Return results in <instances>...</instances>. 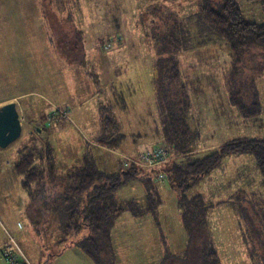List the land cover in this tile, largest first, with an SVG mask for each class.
<instances>
[{
    "label": "rangeland",
    "instance_id": "1",
    "mask_svg": "<svg viewBox=\"0 0 264 264\" xmlns=\"http://www.w3.org/2000/svg\"><path fill=\"white\" fill-rule=\"evenodd\" d=\"M237 1L246 19L264 22L263 0ZM65 3L44 0L42 10L41 0H0V106L17 102L23 127L19 139L0 147V264H7L2 251L13 241L33 253L35 264H209L211 247L219 252L221 264H264V175L247 154L225 157L221 167L187 191L190 196L201 194L209 205L205 224L198 218H188L187 223L178 206L180 191L166 182L159 188L154 212L135 214L128 209L116 218L110 243L99 241L98 261L69 242L78 236L58 240L67 223L62 212L66 182L58 180L64 176L52 180L47 173L42 186L30 192L15 171L18 155L49 141L56 150L59 175L86 161L111 171L136 160L148 172L151 167L141 154L119 164L113 152L88 140L102 133L100 108L110 106L106 97L116 90V112L126 108L134 118L125 130L119 127L122 142H138L133 153L158 144L170 146L156 92L161 72L157 44L169 30L179 32L177 56L194 135L187 145L192 150L175 152L165 171L233 140L264 138V49L253 46L234 54L229 40L208 21L202 9L206 1ZM118 35L123 39L107 49L106 43ZM237 60L242 65L235 69ZM116 75L114 88L106 86ZM253 82L262 111L244 118L230 102L231 90H240L249 103ZM81 114L96 119L101 129L89 130ZM132 149L124 150L130 154ZM147 186L139 179L120 190L116 199L135 200L148 208Z\"/></svg>",
    "mask_w": 264,
    "mask_h": 264
},
{
    "label": "trees",
    "instance_id": "2",
    "mask_svg": "<svg viewBox=\"0 0 264 264\" xmlns=\"http://www.w3.org/2000/svg\"><path fill=\"white\" fill-rule=\"evenodd\" d=\"M43 1L41 0L42 10ZM52 1L55 3V0ZM70 1L72 0H66L67 7H70ZM203 1H206V4L202 6V9L208 21L217 32L229 40L234 54L242 52L241 50L247 52L253 46H260L264 49V22L258 23L246 19L237 0ZM178 34L176 28L169 30L164 33L163 39H159L157 44L161 72H159L160 78L156 79V92L159 105L165 112L166 135L170 143L168 148L171 156L175 152L188 154L191 150L187 148V145L194 135L188 119L190 101L187 87L181 80L180 62L177 56L180 51ZM117 39L121 41L123 37L118 35L113 38V42ZM236 63L235 69L242 65L239 60ZM250 90L249 103L248 100H243L240 90L234 88L231 90L230 102L239 109L244 118H251L262 111L259 92L254 82ZM115 94H117L116 91ZM114 106L110 104L109 107L100 108L104 127L97 140L104 146L118 149L121 147L120 143L124 138V133L118 132L119 127L121 129V123L114 111ZM245 154L255 158L257 167L264 175V138L233 140L205 155L192 156L182 163L176 162L171 171H166L167 185L180 191L178 206L187 223L188 218H198L201 223L205 224L209 209V205L201 194L190 196L187 191L197 186L204 176L221 167L225 157ZM142 170L143 168L134 160H127V163L117 171H107L94 161H86L84 166L70 169L64 175H59L56 150L49 141H44L42 147H27L18 155L15 162V171L22 177L23 186L30 192L35 186H42L47 173L52 180L64 176L58 180L66 182L62 194V212L66 216L67 223L63 228V239L58 238V240H65L67 237L70 239L73 235L78 236L76 241L71 239L69 242L72 245H78L97 261L100 258L99 241L101 243L104 240L110 243L111 229L118 216L128 209H132L135 214L154 212L157 209L160 202L159 188H163L164 185L156 182L157 172L153 168L145 173ZM139 179L148 185L146 197L148 208L135 200L117 201L120 190ZM24 248L35 264L33 253L26 247ZM208 261L209 264H221L219 252L214 247L208 251Z\"/></svg>",
    "mask_w": 264,
    "mask_h": 264
},
{
    "label": "crops",
    "instance_id": "3",
    "mask_svg": "<svg viewBox=\"0 0 264 264\" xmlns=\"http://www.w3.org/2000/svg\"><path fill=\"white\" fill-rule=\"evenodd\" d=\"M28 10L31 11L32 10V7L29 6ZM27 63H28V61H27ZM116 78H117V75L115 76V79L114 78L109 79L107 81L108 83L106 84V86L111 87V88H114V83L117 81ZM115 91L112 92V95L113 96L110 97V98L106 97V100H108L110 102V104H112L113 106L115 104L114 111H115V113H116V115L118 117L119 122L121 123V130H125L124 125H127V123L129 125H131L129 122H134V118L130 115L131 112L126 111V108H124V109L121 108L119 112H116V111L119 110V108H117V104H116L117 103V97H116ZM17 97L18 96H14L13 99H16ZM100 119H101V114H100ZM80 120L82 122H84V124L87 125V128L89 130H95L97 128L101 129L100 124L97 125V127L95 126L96 121H97L96 119H93V118L91 119L90 117H88L85 114L84 115L81 114ZM36 130L41 131L43 129H39L38 127H36ZM99 132H100L99 133V135H100L101 134V131L99 130ZM99 135L97 137H94L93 140H91V141L88 140V142H90L89 144H93L98 149H103L104 151H106L108 153L113 152L116 155V157H112V159H113V161H115L117 163L119 162V164H121V162L126 163V159L127 158H136V157H139L140 154L141 155L143 154L142 151H139V152L138 151H135L133 153V150H135V148L137 147V144H138V142H136L135 140H132L131 142H127L126 143L125 142L126 139H125L124 142H121L120 143V146L121 147H119L118 149H112V148H109L107 146H104L102 144V142H98L97 138L99 137ZM130 148H133V149L130 151V154H127V152L124 149L129 150ZM191 150H192V148H191ZM119 151H120V153L118 154L117 152H119ZM131 153H133V154H131ZM202 155H204V154H202ZM202 155H200V156H202ZM117 156H121V157L120 158H117ZM97 162H100V160L98 159ZM117 167L118 166H115L114 170H111V171H117L118 170ZM102 169L107 170V171H110V170H108L107 168H104V167H102Z\"/></svg>",
    "mask_w": 264,
    "mask_h": 264
},
{
    "label": "built area",
    "instance_id": "4",
    "mask_svg": "<svg viewBox=\"0 0 264 264\" xmlns=\"http://www.w3.org/2000/svg\"><path fill=\"white\" fill-rule=\"evenodd\" d=\"M120 40V39H117ZM113 45V41L106 43V48L109 49ZM142 161L156 171V180L159 183H166L168 179L167 172L164 166L171 159V153L163 144H158L154 147L146 149L141 155ZM139 164V161L134 160ZM11 245V244H10ZM4 251V252H3ZM2 255L7 264H34L27 257L21 246L13 241L11 248L4 249Z\"/></svg>",
    "mask_w": 264,
    "mask_h": 264
},
{
    "label": "water",
    "instance_id": "5",
    "mask_svg": "<svg viewBox=\"0 0 264 264\" xmlns=\"http://www.w3.org/2000/svg\"><path fill=\"white\" fill-rule=\"evenodd\" d=\"M22 121L15 101L0 106V147L6 148L21 137Z\"/></svg>",
    "mask_w": 264,
    "mask_h": 264
}]
</instances>
